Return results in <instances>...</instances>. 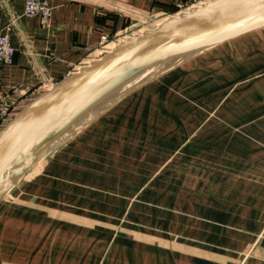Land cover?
I'll return each instance as SVG.
<instances>
[{
  "label": "crops",
  "instance_id": "0c3cea01",
  "mask_svg": "<svg viewBox=\"0 0 264 264\" xmlns=\"http://www.w3.org/2000/svg\"><path fill=\"white\" fill-rule=\"evenodd\" d=\"M48 2L42 25L0 0L7 102L98 59L101 35L196 0ZM100 109L0 198V264H264V26Z\"/></svg>",
  "mask_w": 264,
  "mask_h": 264
},
{
  "label": "water",
  "instance_id": "95a60500",
  "mask_svg": "<svg viewBox=\"0 0 264 264\" xmlns=\"http://www.w3.org/2000/svg\"><path fill=\"white\" fill-rule=\"evenodd\" d=\"M261 26L264 0H211L127 38L62 78L0 129V198L42 148L89 111L197 52ZM152 68L154 75H144Z\"/></svg>",
  "mask_w": 264,
  "mask_h": 264
},
{
  "label": "built area",
  "instance_id": "2783aa9c",
  "mask_svg": "<svg viewBox=\"0 0 264 264\" xmlns=\"http://www.w3.org/2000/svg\"><path fill=\"white\" fill-rule=\"evenodd\" d=\"M69 1H72V0H69ZM78 1L89 2V0H78ZM194 4L195 3L193 2H189L187 4H180L177 11L169 13V14H165L167 16L164 15L163 19L167 17H171L175 15L176 13H181L185 9H189ZM23 14L27 17L37 16L39 18L40 24L46 25L50 18L51 6L49 5L48 0H25ZM156 18H158V16L151 13V14L143 16L139 20L138 23L140 25L145 26V25L150 24L151 22H156L157 20ZM147 29H150V28L145 27L144 30H147ZM132 30L134 29L132 28L128 32H131ZM140 32L141 31H138L137 33H140ZM121 35L122 34L117 35L113 38H109V36L105 34L101 35L100 40H99V48L101 52L103 53L105 50H107L110 47V45L112 47L116 44V42L118 43V39L120 38ZM133 35L134 34L132 33V34H129L127 37L130 38ZM14 53H15V48L11 44L9 36L6 33L0 32V64H6V63L11 62ZM52 85L53 83L51 82L42 81L39 84V86H37V91L38 93H41L44 90H49ZM26 102H27L26 98H22L21 100L7 102L6 100L0 97V129L17 114V112L22 108L24 104H26Z\"/></svg>",
  "mask_w": 264,
  "mask_h": 264
},
{
  "label": "rangeland",
  "instance_id": "374dc122",
  "mask_svg": "<svg viewBox=\"0 0 264 264\" xmlns=\"http://www.w3.org/2000/svg\"><path fill=\"white\" fill-rule=\"evenodd\" d=\"M203 0H196V3L194 4V5H196V4H199L200 2H202ZM193 7V6H192ZM164 15L165 14H161V15H159L158 16V18H156L157 20H156V22H151L150 24H148V25H140L139 23H137V24H135V25H133V29L134 30H132L131 32H126V33H124V34H122L121 36H120V38L118 39V43L119 42H121L122 40H124V39H126L125 37H127L129 34H136L138 31H143L144 29H145V27H148V28H154V26L156 25H159L161 22H162V20H163V18H164ZM175 15H177V14H175ZM165 16H167V15H165ZM161 21V22H160ZM158 22H160V23H158ZM158 23V24H157ZM155 26V27H156ZM139 29V30H138ZM138 30V31H137ZM145 31V30H144ZM138 34V33H137ZM128 38V37H127ZM117 42H116V44H118ZM115 44V45H116ZM110 47H111V45H110ZM109 47V48H110ZM111 49V48H110ZM109 49V50H110ZM175 62V61H174ZM174 62H171V63H167L166 64V66H163V67H167V66H170V65H172ZM87 65V64H86ZM162 67V68H163ZM161 69V68H160ZM157 72V71H156ZM155 72V73H156ZM155 73H153V75L155 74ZM152 76V75H151ZM149 78V77H148ZM137 84V83H136ZM135 85V84H134ZM128 89V88H127ZM44 91H46V90H44ZM43 92V91H42ZM37 97V96H36ZM117 96H114V98H116ZM114 98H111L110 100H108V101H111V100H113ZM31 100H29L28 102H26V104L27 103H29ZM107 101V102H108ZM106 102V103H107ZM26 104H24L23 106H25ZM105 104H103V106H104ZM22 106V107H23ZM102 105L101 106H98V107H96V108H94L93 110H91V111H89L87 114L89 115H86V117L84 118H81V120H79L77 123H75L72 127H70L69 129H67V131H65V133H64V135L62 134V135H58V136H55L49 143H48V145L46 146V147H44V148H42L39 152V154L37 155V158L30 164V166L29 167H27V169L22 173V175L19 177V178H27L28 176H29V173L32 171V170H34V169H36L37 167H39V165H41L42 163H43V161L45 160V158L48 156V154H49V152L51 151V150H53L55 147H57L58 145H59V143H61L63 140H65V138L68 136V135H70V134H72L73 132H75L83 123H85L89 118H90V115L91 114H94V113H98V112H100L101 111V109L100 108H102L103 107ZM18 113V112H17ZM5 196V195H4Z\"/></svg>",
  "mask_w": 264,
  "mask_h": 264
},
{
  "label": "bare ground",
  "instance_id": "6f19581e",
  "mask_svg": "<svg viewBox=\"0 0 264 264\" xmlns=\"http://www.w3.org/2000/svg\"><path fill=\"white\" fill-rule=\"evenodd\" d=\"M208 1H211V0H206V1H204V2H201L200 4H197V5H195V6H193V7H191V8H189V9H185L183 12H181V13H185V12H188L189 10H191L192 8H195V7H197V6H201L202 4H205V3H207ZM181 13H178L177 15H173V16H171V17H175V16H178L179 14H181ZM171 17H168V18H166V19H164L161 23H163L164 21H166V20H168L169 18H171ZM160 23V24H161ZM159 24V25H160ZM159 25H157L156 27H158ZM156 27H154V28H151V29H147V30H145V31H150V30H153V29H155ZM144 30L142 31L141 30V32L140 33H138V35H140V34H142L143 32H145ZM135 35H137V34H134L132 37H134ZM132 37H130V38H132ZM129 38V37H128ZM127 39V38H126ZM125 40V39H124ZM123 40V41H124ZM122 42V41H121ZM121 42H119V43H121ZM118 43V44H119ZM118 44H116V45H114V46H112V48L110 49V50H108L107 52H109V51H111V50H113ZM106 53V52H105ZM104 53V54H105ZM91 63V62H90ZM155 69L156 68H152V69H150V70H148L144 75H146V74H150V73H153L154 71H155ZM144 75H142L141 77H143ZM135 78H139V76H137V77H135ZM135 78H132V80H134ZM132 80H130V81H132ZM53 87V85L50 87V88H52ZM74 125V124H73ZM72 125V126H73ZM70 128V127H69ZM65 131H67V130H63L62 132H61V134L60 135H64V133H65ZM37 157V156H36Z\"/></svg>",
  "mask_w": 264,
  "mask_h": 264
}]
</instances>
